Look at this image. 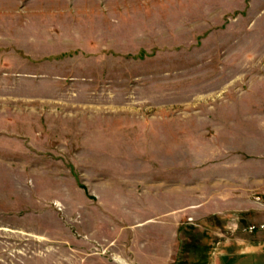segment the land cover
Listing matches in <instances>:
<instances>
[{
	"label": "rangeland",
	"instance_id": "obj_1",
	"mask_svg": "<svg viewBox=\"0 0 264 264\" xmlns=\"http://www.w3.org/2000/svg\"><path fill=\"white\" fill-rule=\"evenodd\" d=\"M143 227L264 264V0H0V264H140Z\"/></svg>",
	"mask_w": 264,
	"mask_h": 264
},
{
	"label": "crops",
	"instance_id": "obj_2",
	"mask_svg": "<svg viewBox=\"0 0 264 264\" xmlns=\"http://www.w3.org/2000/svg\"><path fill=\"white\" fill-rule=\"evenodd\" d=\"M183 205L198 206L199 203L193 204L191 202L190 203L185 202V203H183ZM168 215L169 216L172 215L171 211L168 212ZM168 220L169 221H167V224H169V222H171V221L176 222L175 216L169 217ZM178 220H179V218H178ZM175 232H173V233L171 231L165 232L162 230H155L154 228L149 229L148 227H143L142 231H140V233L138 234V239L142 238L143 240H140L137 243V252L135 253L136 254V258H135L136 261L139 262L140 264H161L159 256L162 253L164 254V259L167 257L168 263L173 261V258H174L173 255L176 253V247L175 246H176V241H177ZM164 236L168 237V239H169V241L167 243L168 247L167 246L165 247L162 245V238ZM152 238L155 240H151ZM148 252H150V253L148 254Z\"/></svg>",
	"mask_w": 264,
	"mask_h": 264
}]
</instances>
